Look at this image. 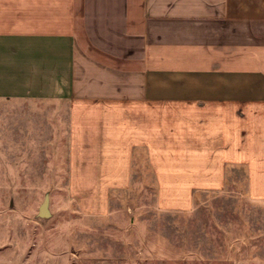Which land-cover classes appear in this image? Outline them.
Instances as JSON below:
<instances>
[{
    "label": "crops",
    "instance_id": "crops-1",
    "mask_svg": "<svg viewBox=\"0 0 264 264\" xmlns=\"http://www.w3.org/2000/svg\"><path fill=\"white\" fill-rule=\"evenodd\" d=\"M0 40L18 94L71 105L72 152L98 170L75 183L103 202L86 213L141 151L176 207L245 154L264 183V0H0Z\"/></svg>",
    "mask_w": 264,
    "mask_h": 264
},
{
    "label": "rangeland",
    "instance_id": "rangeland-1",
    "mask_svg": "<svg viewBox=\"0 0 264 264\" xmlns=\"http://www.w3.org/2000/svg\"><path fill=\"white\" fill-rule=\"evenodd\" d=\"M10 69L0 40V264H264V183L252 184L249 154L180 208L160 196L138 152L130 184L111 190L104 213L88 214L103 203L88 197L97 186L75 181L98 170L72 152L70 103L18 94L27 91ZM175 155L164 165L175 166Z\"/></svg>",
    "mask_w": 264,
    "mask_h": 264
},
{
    "label": "water",
    "instance_id": "water-1",
    "mask_svg": "<svg viewBox=\"0 0 264 264\" xmlns=\"http://www.w3.org/2000/svg\"><path fill=\"white\" fill-rule=\"evenodd\" d=\"M50 215L49 213V197H46L39 210V216L46 218Z\"/></svg>",
    "mask_w": 264,
    "mask_h": 264
}]
</instances>
